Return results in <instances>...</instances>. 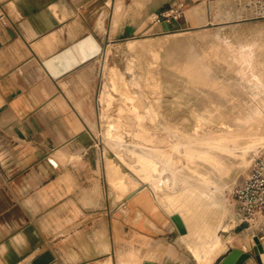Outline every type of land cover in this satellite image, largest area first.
I'll list each match as a JSON object with an SVG mask.
<instances>
[{"label":"crops","instance_id":"0c3cea01","mask_svg":"<svg viewBox=\"0 0 264 264\" xmlns=\"http://www.w3.org/2000/svg\"><path fill=\"white\" fill-rule=\"evenodd\" d=\"M178 2L179 19L154 21ZM251 8L250 0H0V264H204L144 179L129 189L124 170L116 181L99 138L101 63L112 36L223 24L230 13L255 17ZM112 70L103 100L124 82ZM256 233L240 225L236 245L210 264H260L231 253L253 251Z\"/></svg>","mask_w":264,"mask_h":264},{"label":"rangeland","instance_id":"374dc122","mask_svg":"<svg viewBox=\"0 0 264 264\" xmlns=\"http://www.w3.org/2000/svg\"><path fill=\"white\" fill-rule=\"evenodd\" d=\"M245 15L230 13L227 23L215 21L197 29L123 39L112 36L101 63L99 138L112 155L116 181H123L126 170L129 189L140 187L137 181L144 179L143 186H149L172 215L181 207L178 215L191 250L204 264L220 260L228 245H236L240 226L233 190L249 173L253 157L264 155L263 145L229 157L231 168L226 176L220 171L209 176L213 167L201 158L196 161L191 152L193 147L203 148L195 143L210 131L220 133L244 114L264 115V19ZM107 65L113 69V78L119 73L124 82L116 80L117 87L103 100ZM261 126L264 129V123ZM206 177L222 184L223 189L214 194L215 203L200 194L207 190ZM185 182L199 193L205 211L194 208L189 198L177 202L179 184ZM166 184L170 190L160 192ZM210 187L215 188L214 184ZM167 201L176 204L170 208Z\"/></svg>","mask_w":264,"mask_h":264},{"label":"bare ground","instance_id":"6f19581e","mask_svg":"<svg viewBox=\"0 0 264 264\" xmlns=\"http://www.w3.org/2000/svg\"><path fill=\"white\" fill-rule=\"evenodd\" d=\"M263 77H264V72L261 75V78ZM134 88L137 89V91H139L140 93H143L142 90H140L137 86H134ZM133 94L135 95V93ZM262 119L264 120V115L259 117L258 116L252 117V116H245L244 114V116H240L239 118H237L235 122H231L234 123V126L226 127L220 133H214L210 131L208 137L199 138L195 143V145H199V146L201 145V147L203 148L196 149L193 147L191 149L194 159L198 161L199 158H201L205 162H207L210 167L211 166L213 167L212 169H209V173H208L209 176H212L211 174L216 171H220L221 173L224 174L223 176H226L231 168V161H230L231 157L237 158L238 155H244L250 152L252 149L254 148L257 149L259 146L264 145V129L261 126V123H264V121ZM224 167L225 169L223 170ZM157 173L160 174V176L167 178L166 176H164L163 173L158 171ZM205 180L207 181L208 184L207 190L202 191L200 194L202 195L204 194L206 198L209 197L210 202L215 203L216 198L214 194L216 193V191L223 189L221 186L222 184L218 183L215 179L210 177H206ZM211 183L214 184L215 186L214 189L210 187L212 185ZM170 188H171L170 185L167 184L163 185L160 192L169 191ZM178 191L179 194L177 195V199H176L177 202L182 201L185 198H189L192 201V205L194 206V208L200 210V212L205 211L204 206L201 205L199 193L194 189H192L190 185H188L187 183L186 184L180 183L178 187ZM201 198L203 199V197ZM166 203H167L166 205L170 208H172L176 204L175 201L173 202L167 201ZM210 209L215 210L212 209V207ZM173 214L181 215V207H179L177 210H174ZM198 254L200 255L199 251Z\"/></svg>","mask_w":264,"mask_h":264},{"label":"built area","instance_id":"2783aa9c","mask_svg":"<svg viewBox=\"0 0 264 264\" xmlns=\"http://www.w3.org/2000/svg\"><path fill=\"white\" fill-rule=\"evenodd\" d=\"M256 18L264 19V0H251ZM184 4H172L158 13L154 21L163 22L179 19ZM233 196L238 204V226L245 225L256 231V236L264 245V155L256 154L251 162L250 170L234 188ZM245 250V249H243Z\"/></svg>","mask_w":264,"mask_h":264},{"label":"water","instance_id":"95a60500","mask_svg":"<svg viewBox=\"0 0 264 264\" xmlns=\"http://www.w3.org/2000/svg\"><path fill=\"white\" fill-rule=\"evenodd\" d=\"M101 49H102V47L98 45L97 46V50H95V52H98ZM88 56H89L88 54H85L84 58H87ZM172 219L177 224V226L180 229L181 233H185L186 232V226L182 222V219L180 218V215H178V214L172 215ZM231 253L239 256L242 260H246V259H248V258H250V257H252L254 255L257 258V260H258V262L260 264H264V245L260 241L258 236L254 237L253 251H245L243 249L233 248L231 250ZM145 264H153V263H145Z\"/></svg>","mask_w":264,"mask_h":264}]
</instances>
